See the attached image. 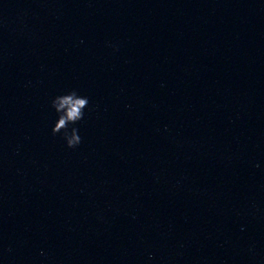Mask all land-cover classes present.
<instances>
[{
  "label": "clouds",
  "instance_id": "obj_1",
  "mask_svg": "<svg viewBox=\"0 0 264 264\" xmlns=\"http://www.w3.org/2000/svg\"><path fill=\"white\" fill-rule=\"evenodd\" d=\"M88 105V98L78 95L76 90L57 95L51 101V107L57 114V120L51 130L52 135L62 134V139L70 149H75L82 143L79 129L73 125L84 118V110Z\"/></svg>",
  "mask_w": 264,
  "mask_h": 264
}]
</instances>
